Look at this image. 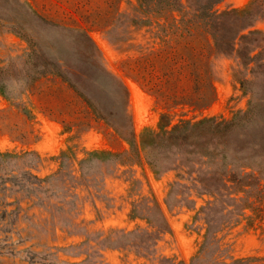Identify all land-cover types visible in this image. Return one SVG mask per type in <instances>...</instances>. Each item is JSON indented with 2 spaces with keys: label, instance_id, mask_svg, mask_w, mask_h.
<instances>
[{
  "label": "rangeland",
  "instance_id": "1",
  "mask_svg": "<svg viewBox=\"0 0 264 264\" xmlns=\"http://www.w3.org/2000/svg\"><path fill=\"white\" fill-rule=\"evenodd\" d=\"M250 1L220 0L213 9L241 8ZM253 6L262 15L242 33L256 31V44L264 46V0H253ZM164 23L157 15L142 13L137 0H0V67L5 68L0 92V264H221L264 258V178L241 191H203L184 165L174 162L152 170L143 153L115 166L109 157L95 156L80 169L76 160L85 150L122 152L127 143L103 120L76 114L78 100L56 76L16 80L30 67L28 37L39 53L58 59L64 68L88 72L82 83L75 73L67 74L85 94L116 102L113 83L107 77L97 82L87 70L84 32L100 64L126 88L137 139L143 129L156 128L160 115L174 124L226 119L243 111L249 93L239 81L252 78V64L242 65L233 51L208 52L211 98L203 103L194 97L165 100L134 80L124 68L126 58L162 36ZM202 87L200 92L207 94L206 84ZM29 150L37 154H21ZM151 200L159 205L167 231L145 218Z\"/></svg>",
  "mask_w": 264,
  "mask_h": 264
},
{
  "label": "trees",
  "instance_id": "2",
  "mask_svg": "<svg viewBox=\"0 0 264 264\" xmlns=\"http://www.w3.org/2000/svg\"><path fill=\"white\" fill-rule=\"evenodd\" d=\"M218 1L137 0L142 13L157 15L165 23L161 24L159 30L162 36H154L155 40L150 46H144L136 54L128 56L124 68L142 88L165 100L175 98L177 101H188L194 97L193 100L203 103L211 98L208 52L233 51L242 65L252 64V78L239 81V85L246 86L249 93L247 107L226 119L202 117L193 121L179 120L174 124H170L166 116L160 115L156 128L143 129L138 139L127 112L126 88L100 64L97 49L86 33L82 34V42L89 48L87 57L92 67L87 70L95 73L97 82L107 77L113 83L116 102H102L95 96L85 94L67 74L75 73L82 83L81 80L90 76L88 72L64 68L61 61L39 53L37 43L24 37L30 67L23 74H18L16 80L30 83L41 76H56L78 100L79 111L76 114L103 120L127 143L126 150L122 152L85 150L76 160L80 169L95 156L109 157V163L115 166L139 158L143 153L152 170L168 168L174 162L184 165L203 191L219 187L241 191L258 178H264V46L256 44V31L242 33L262 13L257 7L254 8L253 0L241 8L216 12L213 6ZM237 41L238 45L235 46ZM4 73L5 68L0 67V92L4 91L1 84ZM204 84L209 91L207 94L200 92ZM54 106L58 109L57 114H60L59 104L55 103ZM6 154L12 153L8 151ZM21 154L34 156L37 153L29 150ZM31 177L37 182L44 180L34 175ZM145 209L149 212L145 218L152 219L159 231L168 230L163 213L154 200L147 203ZM131 212H134V207ZM252 262L264 264V258H238L221 264ZM173 264L185 262L178 260Z\"/></svg>",
  "mask_w": 264,
  "mask_h": 264
}]
</instances>
